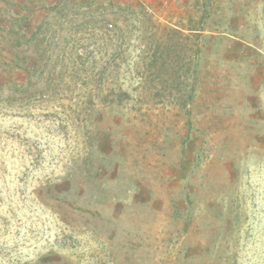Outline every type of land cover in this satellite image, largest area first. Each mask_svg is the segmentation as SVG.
<instances>
[{"label":"rangeland","instance_id":"rangeland-1","mask_svg":"<svg viewBox=\"0 0 264 264\" xmlns=\"http://www.w3.org/2000/svg\"><path fill=\"white\" fill-rule=\"evenodd\" d=\"M20 2L0 264H264V0Z\"/></svg>","mask_w":264,"mask_h":264},{"label":"trees","instance_id":"trees-1","mask_svg":"<svg viewBox=\"0 0 264 264\" xmlns=\"http://www.w3.org/2000/svg\"><path fill=\"white\" fill-rule=\"evenodd\" d=\"M13 13H16L14 12V10L12 11ZM13 20H16V17L13 19ZM11 19H4V24H2L4 27H7V28H10L13 26V23L14 21ZM13 40L11 41V45L9 47V49L7 51L5 50H0V53H7L8 52V57L10 60H8V62H10V64L12 65L13 69H18V70H26L28 72V68L27 66H25L23 60H21L20 58H18V52L16 51L17 47L16 45H13ZM17 52V53H16ZM5 61H6V57L3 58ZM6 64V63H5ZM1 65V64H0ZM24 65V66H23ZM11 69V70H13ZM6 70V69H4ZM9 72V70H8ZM2 73L0 72V77L2 76L1 75ZM4 81L6 80V78L3 76L1 77Z\"/></svg>","mask_w":264,"mask_h":264},{"label":"crops","instance_id":"crops-1","mask_svg":"<svg viewBox=\"0 0 264 264\" xmlns=\"http://www.w3.org/2000/svg\"><path fill=\"white\" fill-rule=\"evenodd\" d=\"M9 1H12L14 3L13 6H12V8H10V9H18V10L21 9V2H20V0H9Z\"/></svg>","mask_w":264,"mask_h":264}]
</instances>
